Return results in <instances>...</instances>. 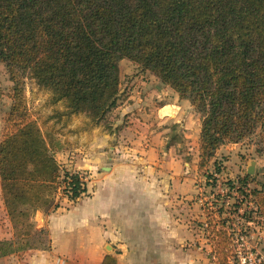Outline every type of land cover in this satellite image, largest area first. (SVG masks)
<instances>
[{
  "label": "trees",
  "instance_id": "trees-1",
  "mask_svg": "<svg viewBox=\"0 0 264 264\" xmlns=\"http://www.w3.org/2000/svg\"><path fill=\"white\" fill-rule=\"evenodd\" d=\"M124 58L202 114L199 170L212 161L219 172L217 149L255 131L264 145V0H0V62L13 82L0 187L14 238L23 227L18 248L12 238L0 240V257L48 248L36 212L48 215L63 198L87 194L82 174L57 161L59 140L29 110L23 75L50 92L51 104L63 102L59 120L85 113L87 125H98L117 105ZM249 177L239 179L241 189ZM243 198L255 207L245 218L254 211L264 219V182ZM207 216L217 263L232 264L223 222ZM103 264L114 263L105 257Z\"/></svg>",
  "mask_w": 264,
  "mask_h": 264
},
{
  "label": "crops",
  "instance_id": "crops-1",
  "mask_svg": "<svg viewBox=\"0 0 264 264\" xmlns=\"http://www.w3.org/2000/svg\"><path fill=\"white\" fill-rule=\"evenodd\" d=\"M143 85L117 111L111 134L93 130L88 136L80 162L90 172L87 194L74 202L63 198L48 215L36 212L35 220L42 223L35 227L47 229L49 247L2 256L0 264H103L105 257L114 264H218L213 226L209 232L202 229L211 218L198 204V194H189L192 165L178 149L180 140L169 135H186L192 115L176 93L166 98ZM213 215L218 221L219 214ZM241 224L264 255V219L256 214ZM11 237L8 221L0 240Z\"/></svg>",
  "mask_w": 264,
  "mask_h": 264
},
{
  "label": "rangeland",
  "instance_id": "rangeland-1",
  "mask_svg": "<svg viewBox=\"0 0 264 264\" xmlns=\"http://www.w3.org/2000/svg\"><path fill=\"white\" fill-rule=\"evenodd\" d=\"M118 68L120 93L117 105L110 109L105 119L98 125H87L89 117L85 113L71 115L68 119L62 116L59 120L56 117V113L64 109L63 102H58L54 105L51 104L49 101L50 92L42 88L37 83L36 78L23 75V89L29 110L34 114V117L37 118L42 130L45 133L46 130H48L50 134L60 142V147L57 148L55 152L57 161L71 171H79L86 180V183L87 181H91L90 172L86 169H82L80 162L84 160V148L87 146L86 143L89 141L88 136L92 134V131L94 130L100 133L105 131L111 134L113 132V124L116 123V120L120 117L117 111H120L119 108L124 106L126 101L131 102L134 100H128V97L134 95L135 92L140 93L143 91V84H149L151 88L160 91L166 98H171L174 96V93H176L170 87L164 85L151 72L143 70L126 58L119 61ZM12 87L13 82L10 80L9 73L5 65L0 62V139L5 128L7 113L13 100ZM180 99L185 100L186 111L191 113L192 120L189 121L188 127L183 129L186 135L182 132L174 135V131L170 132L169 135L176 136L175 139L180 140L181 145L178 149L184 153L185 159L192 165L189 174L193 178L194 191L189 194H198V204L201 209H204L205 214L209 212L212 214L215 212L219 214L217 215L219 217L218 221H222V212H224L226 208L233 211L237 207H242L243 209L250 207L243 198V195L248 192V189L255 187L259 182H264V145L259 143L260 131H255L253 134L237 142L239 143L237 148L232 147L227 149L225 146H220L218 148L219 150L215 153V159L220 170L219 172L215 171L212 161L207 167L199 170L197 167L198 152L196 148L198 149L203 116L191 105L189 99ZM155 100L156 99H154V101ZM126 121H128V119H126ZM174 126L178 125L174 124ZM98 138L99 135L95 136L93 139L96 141ZM259 148H262L261 151ZM75 164H77V167L80 169H75ZM250 165H253L254 170L252 174H248L251 177L248 178L246 191L245 187L241 189L239 186V179L247 173V168ZM58 194L61 193L58 192ZM40 212L43 211L41 210ZM226 216H229L230 221H236L235 217L232 215L226 214ZM5 217L7 221H5ZM257 219L258 218H256V221ZM33 220L35 224L42 223V220L39 218L36 220L33 218ZM8 221L10 222L4 208L0 187V231L7 228ZM22 229L23 227L19 226L17 231L18 236ZM35 229L38 230L41 228L35 227ZM13 232L12 228L11 238L13 239L14 247L18 248L21 246L23 239L18 236L14 238ZM21 251H17V253Z\"/></svg>",
  "mask_w": 264,
  "mask_h": 264
},
{
  "label": "built area",
  "instance_id": "built-area-1",
  "mask_svg": "<svg viewBox=\"0 0 264 264\" xmlns=\"http://www.w3.org/2000/svg\"><path fill=\"white\" fill-rule=\"evenodd\" d=\"M247 204L250 205L247 209L237 207L232 211L226 208L222 212L221 222H223V230L228 237L230 248L229 262L232 264H264L262 251L251 243L252 232L241 224V220H245V211L255 208L251 201ZM226 214L235 217L236 221H230L229 216H226ZM254 215L256 216V213L253 211L252 216ZM202 229L209 232V225L206 221L202 223Z\"/></svg>",
  "mask_w": 264,
  "mask_h": 264
},
{
  "label": "water",
  "instance_id": "water-1",
  "mask_svg": "<svg viewBox=\"0 0 264 264\" xmlns=\"http://www.w3.org/2000/svg\"><path fill=\"white\" fill-rule=\"evenodd\" d=\"M253 170H254L253 165L248 166V168H247V174H252L253 173Z\"/></svg>",
  "mask_w": 264,
  "mask_h": 264
}]
</instances>
